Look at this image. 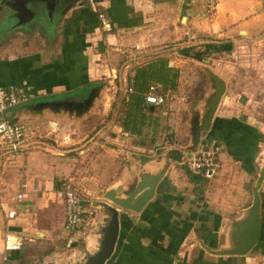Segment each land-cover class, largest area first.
<instances>
[{"label":"crops","instance_id":"0c3cea01","mask_svg":"<svg viewBox=\"0 0 264 264\" xmlns=\"http://www.w3.org/2000/svg\"><path fill=\"white\" fill-rule=\"evenodd\" d=\"M81 1H85L83 6L79 5ZM58 8L48 17L46 9L41 7L39 14L34 15L22 30L10 28L5 7L0 8V88H22L28 94L26 106L6 110L8 115L0 123L11 120L13 125L23 127L25 138L33 135L32 130H40L42 124L50 131L45 136L49 140L45 141L40 152L24 154L26 151H23L21 156L27 155L24 161L36 156L50 162L51 158L61 159L64 155L53 143L60 145L58 141H69L65 136L67 131L82 124L70 122L60 111L54 113L43 109L35 112L29 108L42 102L75 100L79 97L78 91L94 88L102 82L124 89L123 99L126 100L131 92L128 91V80L135 69L160 60L166 61L167 68L177 71L176 91L188 62L194 63V67L205 75L206 89L188 113L184 128L188 143L182 149H174L153 161L141 163L142 169L132 174L130 180H125L133 183L143 173L153 175L165 168L153 199L142 211L121 213L115 250L105 264H249L250 260L253 261L250 253L242 257L213 256L203 245L213 250L227 244L232 222L250 205L251 189L261 163L264 129L249 123L243 116L233 115L225 108L230 97L224 95L215 110L210 130L201 134L203 146L199 144L196 147L213 148L216 169L208 177L193 174L187 170L185 162L188 153L196 149L187 150L190 146L188 122L193 115L202 112L212 93V84L205 71L218 76L226 87L230 76L224 80L223 71L230 68V64L224 59L241 55L239 53L244 48L254 51L253 44L247 41L264 31V0H214V10L209 14L203 0H69ZM98 13L104 15V22L112 28L110 33L103 31L102 22L97 19ZM208 41L226 44L221 53L211 54L224 58L212 59L211 64L204 65L178 53L190 46L201 49ZM244 42L249 43L247 47L241 44ZM107 86L104 85L102 95L108 91ZM150 87L157 92L162 90L158 84ZM168 91L175 93L171 90L164 93ZM158 94L164 98L163 94ZM99 103L90 115L94 116ZM147 106L150 111L156 109ZM113 128L119 137H128L120 127ZM173 132L169 130V134ZM96 134L85 142L86 151L95 145ZM28 139L19 147L28 150L37 145V141ZM103 140L107 142L105 138ZM111 140L115 143L112 145L119 143L125 148L126 140L119 142L115 136ZM174 154H181L180 162L170 158ZM47 171L57 175L55 168ZM52 179L42 182L43 190L36 193L28 183L22 184L24 190L11 200L4 199L6 193L0 186V264H30L37 259H55L56 254L42 252L52 244L49 236L55 231L50 227L55 226L74 244L63 260L75 259L85 247L92 252L95 250L94 227L88 233L76 236L81 227L86 230L88 223L83 225L87 220L75 233L64 230V205L57 197L63 181L58 183ZM1 180L0 175V183ZM118 182L121 181L110 182L97 196L102 198L100 195ZM263 187L264 180L259 190L261 223L258 241L264 239ZM17 195L22 196L19 201ZM7 196L9 198V194ZM53 197L58 206L61 205L59 217L55 222H37L35 212H46L49 219ZM10 211L15 212L12 220L6 217ZM104 213L102 210L101 219L105 217ZM17 233L24 237V248L20 251L6 250L4 235Z\"/></svg>","mask_w":264,"mask_h":264},{"label":"rangeland","instance_id":"374dc122","mask_svg":"<svg viewBox=\"0 0 264 264\" xmlns=\"http://www.w3.org/2000/svg\"><path fill=\"white\" fill-rule=\"evenodd\" d=\"M209 40L213 41L210 38ZM210 41L208 43H211ZM247 42L253 44L254 51L244 48V50H238L241 55L235 54L224 59L229 62L230 68H225L223 78L228 80V76H230V81L226 82L222 97L226 95L231 98V103L229 98L227 101L229 103L225 105V108L231 110L233 115L243 116L249 123L264 129V31ZM247 42L241 44L245 47L249 44ZM189 48H193V52L200 50L196 46ZM221 57L223 56L204 55L205 60L201 63L209 65L212 59L217 60ZM186 68V71L182 73L181 85L175 93L170 91L164 93L160 89L158 93L164 95L165 103L156 107L149 124L143 128L140 137L129 135L128 137L122 135L119 137L118 133H115L117 130L113 126L119 127V120L122 116L120 107L124 89L119 90L114 88L113 84L107 86L102 82L101 84L106 85L108 91H105V97H103L105 94L103 93L101 103H99V108L94 116L90 115L76 123L80 124L81 122V125L71 127L65 135L69 141H58L60 145L53 143L58 150L62 151L64 157H60L61 159L51 158L50 162L36 156L32 160L25 159L24 161L27 155L21 156L23 151H26L24 154H28L40 152V148H44L43 144L49 140L45 136L50 133L45 124H42L43 127L40 130H32L33 135L25 138H29L28 141L38 142L35 147H31L32 149L25 150L18 147L12 150L8 148L5 141L0 139V175L2 176L0 186L6 193L4 199L11 200L19 191H23L22 184L28 183V187L36 193L40 189L43 190L42 182L51 181L52 178L53 182L59 183V180H62L69 185L71 182L85 201L86 213H91L85 216L84 222L87 221L85 224L83 223V226L88 223V227L85 231L81 227L76 236L88 233L101 220L102 209L99 205L104 200L97 196L98 192H103L107 185L114 180H119L121 183L130 180L132 174L138 173L142 169L141 163L153 161L158 156L174 151V149H182L188 143L184 131L185 123L188 120V113L195 103L200 101L205 92L206 78L194 67V63L188 62ZM110 87L111 89H109ZM228 104L233 106H228ZM169 130H174V132L169 134ZM96 132L95 145L86 151L85 142ZM114 136L118 137L119 142L126 140L123 146L125 148H122L119 143H116V146L111 144L113 143L111 139ZM51 138L55 139V136ZM104 138L107 142L103 140ZM208 150L214 152L213 148ZM260 151L262 160L264 158V138ZM19 157L20 160H17ZM54 168L58 177L47 171V169L54 170ZM261 193H263L262 199H264V187L261 189ZM7 194H9V198H7ZM52 203L53 210L49 213V219H47L46 212H35L37 222L56 221L60 215L61 205L58 206L56 198L52 200ZM57 229L56 226L55 228L50 227V230L55 231L49 236L52 244H48L47 249H42V252H45L43 254L46 255L56 254L55 259L61 261L74 244L72 245V241L69 242L66 235ZM249 256L253 259L249 264H264V248L255 249L253 253L250 252Z\"/></svg>","mask_w":264,"mask_h":264},{"label":"water","instance_id":"95a60500","mask_svg":"<svg viewBox=\"0 0 264 264\" xmlns=\"http://www.w3.org/2000/svg\"><path fill=\"white\" fill-rule=\"evenodd\" d=\"M5 0H2V3ZM11 1V2H10ZM5 2V7L9 10L7 19L12 21V29L22 30L31 21L32 17L39 14L41 7L45 6L48 17L51 16L55 8L60 7L69 0H42L40 8L33 7L32 0H10ZM15 1V2H13ZM85 2V1H84ZM84 2H79L80 6ZM45 3V4H44ZM35 4V3H34ZM39 5V4H38ZM44 8H42L43 10ZM59 9V8H58ZM184 21V20H182ZM210 84L212 93L204 105L201 113L193 115L189 122L190 146L187 150H194L199 144L203 146L201 134L210 130L211 121L215 110L225 92V83L218 76L210 71H205ZM104 85H97L94 88L78 91L79 97L72 101L42 102L29 108L35 112L49 109L51 112H62L67 115L72 123H78L89 117L95 105L102 99ZM26 104L17 106L20 108ZM28 107V105H27ZM152 110V107H151ZM8 111L0 113V121L7 117ZM171 159L180 162L181 154L170 156ZM165 168L156 174L143 173L139 179L131 183L118 182L100 196L105 203L100 208L105 212V217L94 225L93 236L96 237L94 251H89L86 247L82 248L80 255L73 260H45L37 259L30 264H105L113 255L119 236L120 216L124 211L140 213L142 209L153 199L156 186L164 174ZM264 180V158L258 168L257 176L251 189L250 205L232 222L228 242L218 249H210L203 245V248L213 256H237L242 257L249 253L257 244L260 234L261 223V198L259 190ZM127 183V186L126 184Z\"/></svg>","mask_w":264,"mask_h":264},{"label":"built area","instance_id":"2783aa9c","mask_svg":"<svg viewBox=\"0 0 264 264\" xmlns=\"http://www.w3.org/2000/svg\"><path fill=\"white\" fill-rule=\"evenodd\" d=\"M206 13H211L214 10V0H203ZM97 19L102 22V29L105 33H110L112 28L104 22V15L98 13ZM130 92L131 90L128 89ZM28 100V94L22 88L5 90L0 88V113L24 104ZM146 104L158 107L164 103V98L160 96L154 87H150L148 93L144 97ZM0 139L5 141L9 149H17L25 140L23 127L10 124L4 120L0 123ZM201 146L194 151L189 152L186 158L185 165L187 170L193 174H202L210 176L216 169L217 164L214 152L203 150ZM21 195H17V200L21 199ZM57 197L64 205V230L68 233L75 231L83 224L86 215L84 200L80 196V192L74 188L70 182L57 192ZM8 220L15 217V212L10 211L6 214ZM4 248L9 251H20L24 244V237L21 234H6L3 237Z\"/></svg>","mask_w":264,"mask_h":264},{"label":"trees","instance_id":"16d2710c","mask_svg":"<svg viewBox=\"0 0 264 264\" xmlns=\"http://www.w3.org/2000/svg\"><path fill=\"white\" fill-rule=\"evenodd\" d=\"M224 43H206L200 50L193 52V48H183L179 50V54L186 58L196 61H202L204 55L218 54L223 51ZM177 80V71L167 68L166 61H152L142 68H136L128 86L131 92L127 94L126 100H121L120 112L122 114L119 120V127L124 133L135 137H140L142 130L146 127L154 112L150 111L144 102V95L147 93L151 84H158L162 91H175ZM120 114V115H121ZM9 120V119H8ZM13 124L11 120L8 121ZM63 183V186L67 183ZM58 188V185H57ZM264 248V246H262Z\"/></svg>","mask_w":264,"mask_h":264},{"label":"flooded vegetation","instance_id":"af4514ba","mask_svg":"<svg viewBox=\"0 0 264 264\" xmlns=\"http://www.w3.org/2000/svg\"><path fill=\"white\" fill-rule=\"evenodd\" d=\"M6 1H7V0H5V1L2 3V0H0V6H1L0 8L5 7L4 5H5V2H6ZM32 1H34V3H35V4L33 3V4L31 5V6H32V10H35V9H34L35 7L40 8V7L43 5V3L40 2V1H42V0H32ZM61 1H62V0H61ZM64 1H66V0H64ZM13 2H15V1H13ZM38 4H39V5H38ZM44 4H45V3H44ZM62 5H63V4H62ZM62 5H61V6H62ZM33 7H34V8H33ZM42 8H44V10H45V6H43ZM5 9H6V14H8L9 10H8L6 7H5ZM6 21L9 22V24H10V28H12V25H11V24H12V21H11L10 19H8V20L6 19ZM30 22H31V21H30ZM30 22H29V23H30ZM29 23H28V24H29ZM262 246H264V239H261V241H258L257 244H256V246H255L251 251H254V250L257 249V248L260 249V247L263 248ZM251 251H250V252H251ZM250 252H249V253H250Z\"/></svg>","mask_w":264,"mask_h":264}]
</instances>
